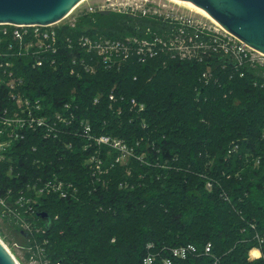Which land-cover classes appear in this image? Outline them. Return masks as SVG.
<instances>
[{
	"label": "trees",
	"instance_id": "1",
	"mask_svg": "<svg viewBox=\"0 0 264 264\" xmlns=\"http://www.w3.org/2000/svg\"><path fill=\"white\" fill-rule=\"evenodd\" d=\"M166 28L97 13L60 31L55 67L14 59L21 94L41 100L45 115L61 114L66 130L89 126L92 138L122 140L135 158L128 177L111 148L67 132L46 139L38 131L28 132L0 162V197L9 205L39 180L57 177L78 190L67 200L41 197L28 220L44 240L40 248L62 264H144L149 253L162 264L172 249L190 245L197 252L174 264H264V245L262 258L249 260L259 247L256 236H264V69H246L240 78L220 55L199 63L164 54L145 62L132 57L120 69L99 65L91 74L80 66L81 60L91 65L90 55L64 43L82 35L144 38L147 29ZM215 65V84L202 85L206 68ZM132 99L144 112L132 108ZM0 100V108H14L4 86ZM91 156L103 174L93 175ZM42 212L50 216L49 230Z\"/></svg>",
	"mask_w": 264,
	"mask_h": 264
},
{
	"label": "built area",
	"instance_id": "2",
	"mask_svg": "<svg viewBox=\"0 0 264 264\" xmlns=\"http://www.w3.org/2000/svg\"><path fill=\"white\" fill-rule=\"evenodd\" d=\"M70 15L62 21L51 25H17V24H0V87L4 86L9 90V96L14 104V108H0V162L5 160L7 152L11 150L13 145L25 140L28 132L36 133L42 131L46 139H59L64 133L61 126L68 123L67 119L61 114H57L54 118L44 114V108L41 100H31L23 96L20 89L23 85L21 78H17L13 70L14 59L28 58L32 61L33 68H43L46 65L55 67L57 65L56 56L61 52L62 40L60 31L64 27L71 29L76 28L77 23L62 24ZM62 24V25H61ZM64 25V26H63ZM199 38V36L197 35ZM228 40H224L219 45H214L213 53L228 58L235 67L239 68L245 60L253 63H261L264 56L244 42L230 34ZM125 40V41H124ZM216 42V41H215ZM65 46L69 50L80 49L92 60L99 58L104 62L108 70L120 69L123 63L132 57H138L140 61L145 62L158 55L157 38L149 39L147 37L140 38L138 36L126 37L123 40L109 39L105 37H91L82 35L77 39L66 37L64 39ZM75 60L74 64L77 65ZM80 66L84 71L93 73L94 67L86 64L85 60L80 61ZM72 74H78L75 69ZM113 100L114 98L111 97ZM98 100H96V103ZM133 109L138 112H144V104L139 103L136 99L130 101ZM1 105V100H0ZM83 136L95 140L98 146H107L117 152L116 163L120 164L121 160L133 157V152L128 146L119 139L111 136L103 135L99 138H92L89 126L85 128ZM71 146V145H69ZM90 169L93 175L103 173L101 162L96 156L89 159ZM212 187L211 184L208 185ZM78 190L71 183L64 182L59 178L48 179L46 181H36L27 185V188L21 191L15 199V204L9 205L6 200L0 199V203L4 205L7 214L13 215L24 233L30 234L33 225L28 220L35 216V204L43 196L57 195L61 199L67 200L75 198ZM9 193V197L11 196ZM255 229V226H252ZM39 231V230H37ZM259 247L250 251V259L255 261L262 258L261 247L264 245V236H256ZM40 248V247H39ZM211 244H208L205 254L211 252ZM254 250L260 252V258L255 259L252 255ZM197 252L194 246H184L171 250V258H164L162 264H174V260H186L190 255ZM157 255L149 253L144 259V264H154ZM214 264H219L215 262Z\"/></svg>",
	"mask_w": 264,
	"mask_h": 264
},
{
	"label": "rangeland",
	"instance_id": "3",
	"mask_svg": "<svg viewBox=\"0 0 264 264\" xmlns=\"http://www.w3.org/2000/svg\"><path fill=\"white\" fill-rule=\"evenodd\" d=\"M97 13H114L134 19L143 18L165 25L166 30L157 33L147 29L144 36L159 40L158 57L166 54L173 60H196L199 63L207 61L211 56L218 55L215 52L213 53L214 45L221 44L224 40H228L227 36H230L204 16L168 0H85L62 24H74L82 17ZM197 35L200 37L198 38ZM91 61V65L94 67V72L91 74H96L99 65L105 67L104 62L99 58ZM217 66L219 65L206 68L205 73L202 75V81H200L202 85L215 84L214 70ZM246 69H264V59L259 64L245 60L243 65L239 68L235 67L233 72L235 76L240 75L241 78L244 76L243 71ZM222 70H226V68L222 67ZM61 130L77 139L83 138V134H85L82 125L78 128L73 127L70 130L69 128L66 130L65 127L61 126ZM132 159L135 158L129 156L120 162V165L125 167V174L128 177L131 175ZM100 174L103 173L98 172V175ZM0 199L4 200L3 197H0ZM6 212L4 205L0 203V240L14 255L19 264H62L59 262V257L51 251L39 248V245L44 241L36 238L40 234L39 231L32 230L30 237H26L23 235L18 220ZM249 260L253 261L250 258Z\"/></svg>",
	"mask_w": 264,
	"mask_h": 264
},
{
	"label": "water",
	"instance_id": "4",
	"mask_svg": "<svg viewBox=\"0 0 264 264\" xmlns=\"http://www.w3.org/2000/svg\"><path fill=\"white\" fill-rule=\"evenodd\" d=\"M82 0H0V24L51 25L66 18ZM213 20L252 49L264 54V0H175ZM39 218L48 220L42 212ZM23 235L28 237L27 233ZM0 264H17L0 240Z\"/></svg>",
	"mask_w": 264,
	"mask_h": 264
},
{
	"label": "bare ground",
	"instance_id": "5",
	"mask_svg": "<svg viewBox=\"0 0 264 264\" xmlns=\"http://www.w3.org/2000/svg\"><path fill=\"white\" fill-rule=\"evenodd\" d=\"M83 1H85V0H82V1H80L73 9H72V11L69 13V15H71L73 12H74V10L83 2ZM168 1H170V2H172V3H175V4H178V5H180V6H183V7H185V8H187V9H190V10H193V9H191L190 7H188V6H186V5H183V4H181V3H179V2H177V1H175V0H168ZM193 11H195V10H193ZM195 12H197V11H195ZM198 13V12H197ZM198 14H200V13H198ZM200 15H202V14H200ZM202 16H204V15H202ZM205 17V16H204ZM205 18H207V17H205ZM207 19H209V18H207ZM211 22H213L214 24H216L217 26H219L220 27V29H222L224 32H227L229 35H230V33L227 31V30H225L222 26H220L219 24H217L216 22H214L213 20H211V19H209ZM262 54V53H261ZM262 56H264V54H262ZM3 246L6 248V250L12 255V257L14 258V260L16 261V259H15V257H14V255L10 252V250L6 247V245L3 243ZM260 258V257H259ZM255 259H258V258H255ZM16 263L17 264H19L18 263V261H16Z\"/></svg>",
	"mask_w": 264,
	"mask_h": 264
}]
</instances>
